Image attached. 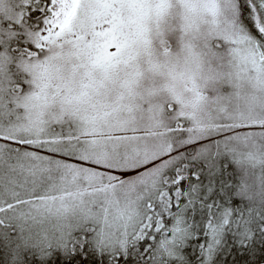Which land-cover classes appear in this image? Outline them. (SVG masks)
Segmentation results:
<instances>
[{"label": "snow or ice", "instance_id": "1", "mask_svg": "<svg viewBox=\"0 0 264 264\" xmlns=\"http://www.w3.org/2000/svg\"><path fill=\"white\" fill-rule=\"evenodd\" d=\"M0 264H264V0H0Z\"/></svg>", "mask_w": 264, "mask_h": 264}]
</instances>
